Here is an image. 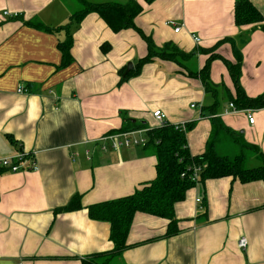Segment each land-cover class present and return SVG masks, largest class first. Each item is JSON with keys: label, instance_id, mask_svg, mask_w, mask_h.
Returning a JSON list of instances; mask_svg holds the SVG:
<instances>
[{"label": "crops", "instance_id": "0c3cea01", "mask_svg": "<svg viewBox=\"0 0 264 264\" xmlns=\"http://www.w3.org/2000/svg\"><path fill=\"white\" fill-rule=\"evenodd\" d=\"M138 1L143 10L136 25L157 47L171 41L184 52L195 51L183 62L192 71H199L208 56L195 49L251 28L234 24L236 0ZM250 1L264 17V0ZM73 8V0H0V158L26 154L17 171L0 174V264H82L112 248L109 223L89 218L87 207L130 195L151 181L156 157L142 145L114 149L101 137L125 132L122 127L134 119L145 121L137 130L146 139L158 127L155 109L165 113L167 123L194 121L186 133L192 155L204 151L211 132L210 116H201L200 108L213 98L176 62L155 58L119 82L127 63L135 70L136 60L147 53L135 30L113 32L98 14L89 13L70 27L72 59L62 66L58 42L65 30L51 33L23 23L35 19L56 28L68 22ZM169 20L181 25L178 32ZM241 51L240 84L253 97L264 91V31L253 30ZM215 53L235 61L228 42ZM209 76L234 94L221 59L210 62ZM221 86L217 92L225 97ZM253 114V124L241 110L221 118L264 153V108ZM74 194L81 196V208L54 211ZM174 213L178 233L165 237L167 219L136 212L121 264H264L262 181L207 179L186 191Z\"/></svg>", "mask_w": 264, "mask_h": 264}, {"label": "trees", "instance_id": "16d2710c", "mask_svg": "<svg viewBox=\"0 0 264 264\" xmlns=\"http://www.w3.org/2000/svg\"><path fill=\"white\" fill-rule=\"evenodd\" d=\"M151 3L154 0H143ZM69 20L65 25L48 27L38 20L24 21V24L47 32L65 30V38L58 42L61 53V65L65 66L72 59L70 48L73 36L70 27L79 24L89 13H96L113 31L118 32L131 28L146 42L147 53L135 62V70L128 71L120 76V83L127 77L139 73L141 67L155 58L176 62L187 74L198 77L205 94L212 96L210 104L202 105L201 116H210L211 132L201 154L192 155L188 149L186 133L194 127V121L185 123V130L175 124L165 123L162 126L150 129L147 132L145 148H150L156 157L155 177L137 188L132 194L99 202L87 207L88 216L94 220L106 221L110 226L109 237L112 248L109 251L95 253L82 260V264H112L121 261L124 250L130 247L127 244V235L130 230L134 214L144 212L168 220L164 236L178 233V219L174 213V204L185 198L186 191L197 184L201 186L207 179L231 176L241 183L260 180L264 183V153L254 144L247 142L241 131L226 126L221 118L223 101L232 102L238 110L264 108V91L256 96H248L240 84L242 66V47L248 41L250 33L259 28L264 31V17L250 0H236L233 10L236 26L251 25L250 30L237 37H224L209 48L195 49L196 52L207 54L203 67L199 71H192L183 63L189 60L195 51L184 52L171 41L161 47L155 46L151 36L146 35L135 23V18L143 10L138 0H73ZM18 16H13L17 18ZM228 42L231 45L235 61L232 62L215 53L216 48ZM105 50L108 45H101ZM219 58L227 68L234 87L232 94L225 86L212 83L209 76L210 62ZM122 74V71H121ZM120 74V75H121ZM221 86L224 96L217 92ZM146 127L145 124L135 121L127 122L123 131L137 130ZM255 159L256 164L248 161ZM199 167L198 180L194 181L193 167ZM5 168L0 166V174ZM183 174V175H182ZM81 196L74 194L68 204L54 211L66 212L81 208Z\"/></svg>", "mask_w": 264, "mask_h": 264}, {"label": "built area", "instance_id": "2783aa9c", "mask_svg": "<svg viewBox=\"0 0 264 264\" xmlns=\"http://www.w3.org/2000/svg\"><path fill=\"white\" fill-rule=\"evenodd\" d=\"M3 15H8V12L4 11ZM168 25H171L174 27V31L178 32V30L181 28V25L177 24L175 21L173 20H169L167 21ZM193 39L195 41H198L199 38L197 36H194ZM18 92L21 91H25L22 87H19L17 89ZM191 108L196 107V105L194 103H191L190 105ZM236 111H240L238 109H236L234 107V104L232 102H229L227 104V106L223 109L222 114H229V113H233ZM244 111V113L246 114V118L248 120V122L250 124H253L254 122V114H253V110L252 109H245L242 110ZM153 118L155 119V121L158 123L159 126L164 125L167 121H166V115L165 113L160 110V109H155L152 112ZM176 127H178L181 130H185V123H176L175 124ZM141 131L139 130H129V131H125V132H121V133H111L108 135H105L103 137L100 138V141H105L110 139L111 142V147L114 149H118L120 147V145H131V144H136V145H145L146 143V139L143 138L142 136H140ZM105 149V146L103 145V147ZM23 159V155L18 153L14 156L11 157H4V158H0V166L5 168L6 171H17L19 168V162ZM32 168H36L34 161L31 164ZM198 171H199V167H193V176L192 179L194 181L198 180ZM183 175V174H182ZM196 202H201L200 198H196L195 199ZM246 244V240L245 238H241L239 240V246L244 247Z\"/></svg>", "mask_w": 264, "mask_h": 264}, {"label": "water", "instance_id": "95a60500", "mask_svg": "<svg viewBox=\"0 0 264 264\" xmlns=\"http://www.w3.org/2000/svg\"><path fill=\"white\" fill-rule=\"evenodd\" d=\"M131 67H132V64L131 63H127V66H126V69H125L123 75H125L130 70ZM132 121L134 122L135 120L132 119ZM140 122L141 123H145V121H140Z\"/></svg>", "mask_w": 264, "mask_h": 264}, {"label": "rangeland", "instance_id": "374dc122", "mask_svg": "<svg viewBox=\"0 0 264 264\" xmlns=\"http://www.w3.org/2000/svg\"><path fill=\"white\" fill-rule=\"evenodd\" d=\"M194 60H196V57L194 58ZM20 154H22V155H26V154L23 153V152L20 153ZM251 161H252V160H249V161H248L249 166H250L251 164L255 165L254 162L252 163ZM112 264H121V262L119 263V261H114Z\"/></svg>", "mask_w": 264, "mask_h": 264}]
</instances>
